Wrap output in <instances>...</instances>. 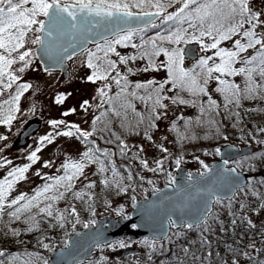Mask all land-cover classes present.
Listing matches in <instances>:
<instances>
[{
  "label": "trees",
  "instance_id": "1",
  "mask_svg": "<svg viewBox=\"0 0 264 264\" xmlns=\"http://www.w3.org/2000/svg\"><path fill=\"white\" fill-rule=\"evenodd\" d=\"M179 1L159 0L160 7L153 6L157 4V0H151V3L145 2L139 8L130 6L129 10L134 13L163 12L166 16L148 28L124 32L108 40L112 48L111 41L120 40L121 46L127 49V53L122 55L127 63H121L125 66L126 73H119V75L115 73L113 76L112 72L109 76L119 79L120 84L114 82L108 101L104 102L97 112V117L100 119L96 120L97 117L94 119L95 124L93 123L94 128L87 147L89 153L87 157L83 154V162L65 161L52 172L50 178L26 194L10 196L3 189L4 210L0 212V251L5 253L4 256H0V261H3V264H45V261L48 264L51 252L65 246L76 229L94 223L103 214L123 213L120 211V203L125 190L135 187L141 194V198L156 190L155 183L144 179L141 173L145 159L142 153H139L141 148L131 152L127 150L132 141H136L138 146L144 144L147 148L153 147L152 164H167L175 170L189 163V169L192 171L206 170L212 161L218 158L220 149L225 145H254L253 153L231 161L229 164L242 171L264 173V77L260 76L258 59L251 64L243 62L252 60V57L258 56L264 49L261 45H256L241 52L235 47L236 40L247 45L248 38L243 36L245 30L256 33L253 39L264 41V16L252 21L251 24L245 23L235 34L230 35L229 39L221 40L215 31L211 35L201 36V31L207 28L211 17L205 18L202 27L201 20L194 11L198 4H190L181 12V7L178 6ZM129 2L131 4L133 0ZM253 10L258 11L256 8ZM208 11L212 12L213 9L209 8ZM170 15L174 17L172 20L167 19ZM200 15H203V12ZM236 19L239 20L240 17L237 16ZM230 23L233 22L223 21L224 26L221 32L226 31ZM178 33L183 37L179 43L176 42ZM125 36L128 38L123 39ZM195 37L200 38L194 39ZM192 39L198 41L200 49L207 48L209 40L211 43H217V47H220L218 44L220 42L222 46L220 48L226 51H236L238 55L232 63V68L237 71L245 68L246 71L238 75L213 73L214 78L209 79L207 85H203V80L200 79L201 86L206 88L207 95L203 93L193 95L187 90H181L166 83L160 95L169 99L161 102L167 107L172 104L178 108L172 115L166 110L167 107L161 109L155 106L153 101L145 102L138 99L140 96L147 97L148 92H152L154 100L153 89L159 83L169 79L166 70L168 57L163 52L158 56L151 54L159 49L169 52L177 49L183 51ZM99 45L101 48L98 49L96 46L95 56L100 55L105 60L107 57V60L112 61L111 51L105 55L108 45L105 42ZM16 53L12 54L13 59ZM207 57L199 56L196 61L191 62L183 55L180 66L194 75L200 73L202 76L198 61ZM149 59L158 70L149 68ZM215 59L210 60L208 66L220 63L219 57ZM96 63L97 61L94 64ZM99 65L107 67L103 60ZM11 68L12 66L7 71L11 72ZM145 68H148V71H144ZM252 68L255 69L251 77L256 91L252 94L253 98L246 99L244 97L249 75L247 69ZM215 77L240 86L239 104L233 101L226 105L224 95L216 91V88L221 85ZM149 80H154L156 84L148 90L135 88L137 83H147ZM7 83L8 78L5 76L0 82V96H3L0 97V129L7 128L10 121L14 119L18 111L14 97L23 85L15 80L11 88H6L4 85ZM133 92L136 93L135 96L131 95ZM118 93L120 95L117 97ZM172 98L183 99L188 103L173 104ZM210 99L216 102L215 106L210 104ZM128 103H131L135 111L133 108H128L127 118L123 119L125 108L121 105ZM201 108L204 109L203 112ZM117 110L121 113V117L114 114ZM156 115H159L160 119H155ZM167 115H171L168 118L171 123L167 130L162 131L161 124ZM141 117H143L142 120ZM197 158L200 159L199 162L192 163ZM70 164H82V172L64 167ZM91 164L100 169L103 168V171L95 173L97 179L94 182L88 180L89 175L86 177L87 167ZM68 176L73 177L71 181L66 179ZM61 177L65 179L57 184L56 181ZM0 185H2L1 182ZM46 187L48 191L45 192ZM245 190L247 194L241 202L232 200L217 203L215 211L203 224L191 228L187 225L175 228L168 239L156 245L153 241L146 240L143 261L137 264H232L233 261H236V264H262L264 262V224L259 221L256 224L252 214L264 206V178L253 177ZM97 191L106 195L103 203L91 198ZM61 193L63 196L60 195ZM76 193L80 194L79 197ZM22 195L25 199L19 200ZM14 200L19 202L13 204ZM29 201L32 206L19 212V219L10 215L17 209H24ZM42 208L51 211L52 216H48L47 212H40ZM97 208L103 211L99 216H97ZM183 249H187V252ZM35 255H41L44 260H34ZM98 255L78 264H105V259Z\"/></svg>",
  "mask_w": 264,
  "mask_h": 264
},
{
  "label": "snow or ice",
  "instance_id": "2",
  "mask_svg": "<svg viewBox=\"0 0 264 264\" xmlns=\"http://www.w3.org/2000/svg\"><path fill=\"white\" fill-rule=\"evenodd\" d=\"M145 2L151 3V0H133L130 4L129 0H0V82H2L3 77L7 76L8 83L4 85L6 88H11L12 83L15 82L16 76L11 72H8L9 69L16 61L12 58V54L17 52L18 49H22L25 47L27 35L30 32H38L41 35H37L35 39L31 41L33 44L41 45L42 51L48 58H52V54L55 50L57 41L67 35L71 37V40L75 41L77 36H84L85 42L91 38V34L97 30L98 28H103L104 30H112L116 31L117 29L123 28L124 25L127 24V20L133 17V13L129 10L130 6L141 7ZM256 0H204V2H200V0H187L184 4V8H188L190 4H198V7L194 9L201 20V26L203 27V22L206 17H211V22L208 23L207 28L204 31H201V36L207 34L211 35L213 31L217 32L219 35V39L227 40L230 35H233L237 32L239 28H242L245 23L251 24L252 21L259 19L261 16H264V3H261V7L258 11H254ZM155 7H160L159 0H157V4L153 5ZM212 8L213 11L209 12L208 9ZM183 8L180 10L183 12ZM203 12V15H200ZM159 13H155L158 15ZM218 14V15H217ZM145 16L154 15L153 13H144ZM239 16L240 19L237 20L236 17ZM173 16H168V20H172ZM228 20L232 21L230 26L226 31L221 32V28H223V21ZM34 26H36L34 28ZM255 27V25H253ZM256 33L252 30H245L243 32V36L248 38L247 45H243L239 40L235 41V47L239 51H244L246 48H253L256 45H261V48L264 49V41L260 39H253ZM128 36L123 37V39H127ZM171 41V37L168 38ZM183 37L178 33L176 35V42L179 43ZM120 40H117L116 43H120ZM105 44L108 45L105 55L107 52L114 51L111 47V44L105 39ZM98 49L101 48L100 45H97ZM211 49H217V43H212L210 46ZM103 50V49H101ZM65 52H67V48H65ZM168 57L166 70L169 79L158 84L157 87L153 89L155 92V99L153 100L152 92H148L147 97L140 96L138 99L141 101H153L155 106H158L161 109H166L167 105L163 104L162 100L169 99L168 97H162L160 93L164 90L165 84H172L173 87H178L181 90H187L193 95L197 93H203L207 95L206 88L201 86L200 79L203 80V85H207L209 79L214 78L213 73H219L221 75H238L240 73H244L246 71L245 68H240L238 71L232 68V63L235 61L238 53L236 51H226L224 49H218L215 53L217 57L220 58V63L215 66H208L209 61L213 59V57L209 56L207 58H201L198 61V67L201 69L203 75L200 73L193 74L191 71H186L180 65L183 61V51L175 50L169 52L164 49H159L154 51L151 55L158 56L160 53ZM6 53L7 55H5ZM30 53L28 51H24L19 54V60L24 62L25 67L28 65L29 61L25 58L28 57ZM94 54H89L88 67L93 68L94 71L92 75L88 76V80L95 83L96 80H106L108 78L109 70H114L116 68V64L108 60L107 67H103V65L94 64L92 60V56ZM67 58H71V54L67 55ZM259 60L260 66V76L264 77V50L260 51L258 56L252 57V60L243 61L245 64H251L256 60ZM120 63H127L125 57H120ZM149 68H153L154 70H158L156 66L153 64L152 60L149 59ZM25 70L24 67L19 69L20 72ZM131 71V69H129ZM144 71H148V68H145ZM249 75L247 78L248 87L245 89L246 96L244 98H253L252 94L256 91V87L252 82L251 73L255 71L254 68L247 69ZM119 75V73H117ZM218 80L221 87L216 88V91L224 95V99L227 103H235L239 104L240 102V92L241 88L239 85L230 84L226 80H220L219 77H215ZM118 85L120 84V80L117 79L115 81ZM125 84L127 81L125 80ZM156 82L154 80H149L147 83H137L135 88L137 89H145L148 90L151 88ZM30 85L24 84L20 86L17 95L14 97V100L18 101L20 99V95L25 91ZM123 92V88L121 89ZM98 95L104 96L106 93L103 89H100ZM120 94H117V97ZM131 95L135 96L136 93L133 92ZM64 99L63 96L57 98V103H60ZM111 100V98H110ZM8 102V101H6ZM171 102L173 104H187L188 101L178 98H172ZM210 104L215 106L216 102L214 100H209ZM87 104V101H85ZM121 107L125 108V114L123 119H126V113L128 108H133L131 103L127 105H121ZM133 111L135 109L133 108ZM204 109L201 108V112ZM153 112H155V108H153ZM67 114V113H66ZM114 114L117 117H121V113L117 110L114 111ZM139 115V113H136ZM100 117H97L96 120H99ZM143 117H141V120ZM155 119H160L159 115L155 116ZM11 120V117H9ZM199 123V121H197ZM59 123V122H53ZM95 124V121H93ZM72 127H75L74 125ZM77 131L80 130L77 128ZM82 136L87 137L91 135V133H80ZM63 135L71 136V132H64ZM44 140H49V137H44ZM119 139V137H117ZM166 151V149H164ZM107 155V153H104ZM84 156L87 157L88 153H84ZM35 153L29 157V159L35 160ZM179 163V161H177ZM47 166V165H45ZM65 168H73L76 172H82L83 165L82 164H70L65 165ZM207 167V166H205ZM103 171V168H101ZM27 171V168L16 169V172L20 173L18 178H23V173ZM210 171V170H209ZM235 171L234 169L232 170ZM207 173H201L202 176ZM10 175L15 176V173H11ZM73 177H66L67 180L71 181ZM65 177L59 178L56 183L60 184ZM192 179L191 174H189V180ZM175 183V181H172ZM8 184V187H11L10 182H5ZM107 183V182H105ZM91 187V185H89ZM68 188H71V185H68ZM44 191H48L46 187ZM39 195V194H38ZM63 196V193L60 194ZM79 193H76V196L79 197ZM5 199V193L3 190V185H0V212H3L4 205L3 200ZM25 197L22 195L19 197V200H24ZM35 199V197L33 198ZM19 201L14 200L12 203H18ZM31 201L27 205L24 206V209H17L16 212L10 213V215L14 216L16 219H19L18 213L24 211L31 207ZM11 207V205H8ZM40 212H47L48 216H52V212L47 209H40ZM87 227V225H85ZM189 228L193 227L190 223L187 225ZM15 234V233H14ZM123 246V245H121ZM47 247V245H45ZM65 247H68L67 242L65 243ZM187 252V249H183ZM5 253L0 251V256H4ZM0 264H3V261H0ZM47 264V261H45ZM232 264H236V261H233ZM264 264V262H262Z\"/></svg>",
  "mask_w": 264,
  "mask_h": 264
},
{
  "label": "rangeland",
  "instance_id": "3",
  "mask_svg": "<svg viewBox=\"0 0 264 264\" xmlns=\"http://www.w3.org/2000/svg\"><path fill=\"white\" fill-rule=\"evenodd\" d=\"M187 0H180L178 6L181 9L184 8V4ZM259 3H264V0H259ZM166 16V13H165ZM36 26H34L35 28ZM245 30V29H244ZM38 32H30L27 35L25 47L19 49L14 56L16 61L11 68V72L16 76V81L20 84L30 85L20 95V99L16 101L17 112L14 119L10 121L9 126L5 129H0V182L3 185V189L7 191L10 196L26 194L29 190L38 186L41 182L51 177L52 172L58 169L65 161L83 162V154L89 153L88 141L91 140L90 135L87 137L82 136L80 133H90L92 131L91 119L96 114V109L101 103L108 101L109 96L105 97L98 95L100 89H103L105 93H110L113 89L114 82L117 80L115 73L125 74L126 68L120 63V57L127 53V49L121 46L120 43H116L117 40L111 41L114 51H111L110 58L116 64L114 70H109L113 76L106 80H96L95 83L89 81L88 76L92 75L94 69L88 67L89 54L92 56L93 63L100 61L105 63L108 61L103 59L100 55L95 56L96 46L90 47L83 54L76 56L70 61V77L63 78L61 73L44 72L34 55V49L37 44L31 43ZM200 37H195L198 39ZM190 40L191 42L198 43L197 40ZM111 40V39H110ZM108 41V40H107ZM212 43L208 40L207 45ZM218 44L221 46L220 42ZM217 47L212 49L207 47L205 49H198L199 56H211L215 59V55L218 49ZM24 51H28L30 55L25 59L29 61L25 67L24 62L19 60V54ZM101 57V58H100ZM199 58V57H198ZM99 59H101L99 61ZM216 60V59H215ZM221 62V61H219ZM107 65V63H106ZM190 65V64H189ZM184 65V66H189ZM24 67L25 70L20 72L19 69ZM3 93V91H2ZM63 96L64 99L57 103V98ZM0 97H3L2 95ZM104 100V101H103ZM87 101V104H85ZM103 101V102H102ZM172 113L177 111L178 108L171 104L166 109ZM67 113V114H66ZM167 115L162 124L161 130L168 129L169 117ZM38 119L41 122V128L33 136L32 140H28L26 145L19 144V133L21 129L26 126L30 120ZM59 122V123H53ZM75 127H72V126ZM77 128L80 130L77 131ZM64 132H71V136L63 135ZM162 133V132H161ZM49 137V140H44V137ZM141 148V149H140ZM142 153L143 157V169L141 173L144 179L149 180L155 185L160 186L163 183H170L173 181V175L175 170L171 169L167 164L155 165L152 164L153 147L137 145L136 141H132L129 150ZM35 153V160L29 159L30 156ZM199 158L192 161V163L199 162ZM47 165V166H45ZM189 169L190 164L186 165ZM27 168V171L23 173V178H18L20 173L16 172V169ZM100 167L91 164L87 167L88 180L91 182L96 181ZM86 172V171H85ZM15 173V176L10 175ZM10 182L11 187L5 182ZM247 191L241 190L234 198V202H241L244 200ZM140 193L136 191L135 187H131L124 191L123 200L120 203L122 212L128 213L134 204L141 199ZM92 199H97L96 202L103 203L106 195L102 192H95ZM219 203V202H217ZM216 203V204H217ZM97 216L103 212L100 208L96 209ZM258 214V211L256 212ZM121 246V245H120ZM137 247L145 251L146 246L142 244H128L125 247ZM142 246V247H141ZM119 245L114 250L119 251ZM143 256V255H142ZM34 260H44L41 255L33 256ZM138 259V258H137ZM136 259V260H137ZM143 260V259H142Z\"/></svg>",
  "mask_w": 264,
  "mask_h": 264
},
{
  "label": "water",
  "instance_id": "4",
  "mask_svg": "<svg viewBox=\"0 0 264 264\" xmlns=\"http://www.w3.org/2000/svg\"><path fill=\"white\" fill-rule=\"evenodd\" d=\"M153 14L151 16L134 14L127 20L122 30L106 31L98 28L86 42L84 36H77L73 41L70 36L65 35L57 41L52 58H48L38 44L35 56L44 71H60L66 78L69 76L70 58H67L69 53L73 57L92 44L124 31L145 28L163 16L162 13ZM184 54L187 59L196 60L198 45L188 44ZM39 127L40 124L34 122L22 129L19 134V144L23 145L26 137L35 133ZM252 151L253 146L242 148L237 145H227L222 148L219 160L214 162L210 171L205 172L206 175L191 173V180L185 168L179 169L175 174V183L166 184L159 191L152 192L147 198L139 201L129 218L105 216L95 224L75 231L68 240V247L53 251L49 264H74L92 256L97 246L126 237L164 239L169 234L170 221L175 226H182L184 223L192 225L202 223L212 211L215 198L231 199L239 187L246 185L250 176L234 167H227L226 161ZM134 252L137 250L131 251Z\"/></svg>",
  "mask_w": 264,
  "mask_h": 264
},
{
  "label": "flooded vegetation",
  "instance_id": "5",
  "mask_svg": "<svg viewBox=\"0 0 264 264\" xmlns=\"http://www.w3.org/2000/svg\"><path fill=\"white\" fill-rule=\"evenodd\" d=\"M97 117V115L95 116V115H93V117H92V119H91V122H92V129L94 128L93 127V121H94V119ZM263 203H264V201H263ZM253 215V217H254V219H253V221L257 224L258 223V219H261V222L264 224V206H263V209H261V211L260 212H258V214L257 213H253L252 214ZM132 240H130L129 238H125V239H122V240H119L118 242H115L114 244H116L115 246H113L112 247V244L113 243H111L110 245H108V247H107V249H104L103 251H105L107 254L108 253H110L109 251L113 248V250L111 251V254H110V256L111 257H117V258H119L117 255H115L114 253H116L115 252V250H114V248L117 246V245H119V252H121V251H123L124 249H126L127 247H125V245L127 244V243H130ZM120 245H123V246H120ZM120 255V257L121 258H119V260L118 261H116V260H114V259H112L111 258V264H136V260L134 259V257H131V256H127V255H124V254H119Z\"/></svg>",
  "mask_w": 264,
  "mask_h": 264
}]
</instances>
